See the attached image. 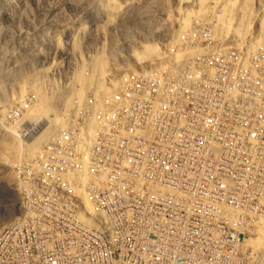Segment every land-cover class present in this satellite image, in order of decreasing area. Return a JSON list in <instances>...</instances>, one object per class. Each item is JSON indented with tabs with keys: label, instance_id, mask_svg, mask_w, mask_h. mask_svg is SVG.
I'll return each mask as SVG.
<instances>
[{
	"label": "built area",
	"instance_id": "2783aa9c",
	"mask_svg": "<svg viewBox=\"0 0 264 264\" xmlns=\"http://www.w3.org/2000/svg\"><path fill=\"white\" fill-rule=\"evenodd\" d=\"M199 21L190 27L201 38L193 42L199 55L182 66L139 71L122 89L125 99L107 108L96 109L89 92L91 114L82 106L68 112L39 153L9 166L24 197L0 224V264H233L235 251L245 252L242 264H264V192L253 194L264 184V50L249 47V39L215 40ZM96 119L105 128L86 161L77 145ZM32 123L18 134L29 138L43 124ZM79 123L88 132L74 131ZM110 138L123 140L124 152L107 153ZM48 152H60L57 168H49ZM78 160H85L84 189L122 224L115 231L121 250L107 247V231L99 245L97 230L106 229H90L87 214L79 220L67 209L68 195L48 199L49 191L71 186ZM28 165L43 166L45 177L19 175ZM23 206H31L28 222H18ZM64 211L74 220L63 219ZM82 235L95 236V244L80 243ZM26 241L35 242L34 255H23Z\"/></svg>",
	"mask_w": 264,
	"mask_h": 264
},
{
	"label": "rangeland",
	"instance_id": "374dc122",
	"mask_svg": "<svg viewBox=\"0 0 264 264\" xmlns=\"http://www.w3.org/2000/svg\"><path fill=\"white\" fill-rule=\"evenodd\" d=\"M9 1L7 5L0 3V122L3 125L0 124L3 127L0 126V140L3 137L6 140V144L4 141H0V148L7 145L8 148H11L9 147L11 137L7 135L1 137L5 132L4 127H11L13 130L15 127L12 126L23 128L25 124L27 127V122H33L35 118L45 116L42 113H40L41 115L35 113L31 118L26 117V106L29 108L36 100L33 97L34 91L30 88L32 85H36L38 87L36 90L39 92L48 91L45 92L48 96L53 92L54 94L51 95L58 97L60 94L62 97L66 93L68 85L76 83L74 73L78 72L82 68L81 66L91 63L97 57L101 56L103 62L109 66H113L111 63H115L116 67L120 68L126 60L128 61L132 57L133 53L141 54L145 46H155L161 51L158 52L166 51L173 56L176 47L171 46V42L179 35L178 24L182 18L187 19V24L184 32L180 35L182 38L180 47L185 48L190 44L189 42L195 47L194 40L198 41L201 38L190 27L194 20L199 18L198 13L202 11L206 2L201 0H114L115 8L107 15L102 11V6L97 0ZM215 1L214 9L210 6V10L213 12L209 19L203 20L208 23V33L211 37L214 33L212 22H214L215 15L219 14L226 19L231 18V21L237 19L240 23L242 16L238 9L245 4L252 10L249 9L253 18L247 27L248 31L245 30L242 34L243 37L237 42L249 39L247 44L264 46V27H261L259 23L260 17H264V0ZM212 4H214L213 1L209 3V5ZM7 29L20 30L22 33L20 36H13L8 34ZM192 29L194 28L192 27ZM227 38L233 41L230 34L225 39ZM166 52L165 54H167ZM172 62L170 61L169 64ZM120 74L118 75L121 76L119 79H122L123 74ZM108 79L110 76L106 75L105 81L108 82ZM23 82H25V91L22 92L24 95L18 94L20 83L23 84ZM50 89L51 91H49ZM90 90H85L83 100L86 99V94ZM21 94L24 100L19 96ZM74 94L71 99L77 100V93ZM16 98L17 102H15ZM83 100L81 104L79 103V109L81 106L83 107L82 111L85 108ZM10 101L13 103L12 105H9ZM2 109H5V114ZM49 114L57 113L50 111ZM39 120L41 119L38 118ZM41 129L43 127H40L36 134ZM36 134L32 135L36 136ZM27 138L25 137V140L19 138V140L28 143L31 138ZM1 150L4 151V147ZM13 151L9 149L5 153L10 159L8 161L10 164L19 161ZM1 159L0 153V205H3L0 210L4 209V215L0 216V224H3L4 221L11 219L14 214L13 208L18 200L15 193L17 188L11 184L13 174L10 165ZM5 178L9 182H6Z\"/></svg>",
	"mask_w": 264,
	"mask_h": 264
},
{
	"label": "bare ground",
	"instance_id": "6f19581e",
	"mask_svg": "<svg viewBox=\"0 0 264 264\" xmlns=\"http://www.w3.org/2000/svg\"><path fill=\"white\" fill-rule=\"evenodd\" d=\"M8 1L6 2L5 0H0V3L1 5H7ZM201 1H206V2L203 5L202 11L198 13L199 18H196L194 22L199 20L202 21L208 20L210 14L213 12L212 10H210V6H212L213 8L216 5L215 0H201ZM211 1H213L214 4L209 5ZM97 2L100 3L103 9L102 11H104L107 15H109L112 12V10L115 8L116 5L114 0H97ZM249 9L250 8H248L247 5L245 4H243V6H241L238 9V11H241V16H242V21L240 23L238 22L237 19L231 21L230 20L231 18L226 19L225 17H222L219 14L215 15L213 17L214 22H212L213 25L212 31L214 32L212 34V37L213 36L216 37L215 39L218 41H223L226 38V36L230 34L234 42L240 40L243 37L242 34L245 32V30L248 31L249 28L247 27L249 26L250 21L253 18ZM4 10H6V8ZM256 21L258 22V20ZM259 23L261 27H264V17H260ZM186 24H187L186 18H182L178 24L179 35L171 42L172 43L171 46L176 47L173 56H171V54L167 53L166 51L165 52L167 54H165V52L163 51L162 53H160L161 51L158 50L157 47L155 46L153 47L145 46L141 54L133 53L132 57L130 59L128 58L129 59L128 61L127 60L125 61L124 59L125 62L123 66H121L120 68H117L116 67L117 65L115 63H111V65L113 66H109V64H105L103 62L101 56L97 57L93 59L91 63L89 64L86 63L83 66H81L82 68H80L78 72L76 71L74 73L76 75L74 76V80L76 83L74 85L72 84L68 85L66 93L62 97H60V94L58 93H57L59 95L58 97H56L55 95H51L54 94L53 92H51L50 96H48L45 93L48 91L39 92L37 91L38 87L36 85H32L30 87L34 91V96L33 95L32 96L35 97L36 100L35 102L33 101L34 103L31 104L29 108H27L26 106L25 113H26V117L28 118L33 117L32 115L33 114L35 115V113H39L36 115H41L40 113L44 114L45 116L42 115L41 118H39L41 119L40 123H43L42 126L40 127H43V129H41V131L38 134H36V132L40 130V128L32 132L29 136V138H31L30 142L23 143L24 141L20 142L19 138L25 139V136L21 137L18 134L17 132L18 127L12 126L13 128L15 127V130H13L10 126H9L10 128L4 127L5 132H3V135H1V137H3L4 135L11 137L9 140L10 141L9 147L11 148H8L7 147L8 145L2 146L1 148L3 149L4 147L5 152L2 151L0 148L2 159L7 163H9L8 161H10V159L8 155H6L5 153L7 150L11 149L14 150L13 153H15L14 156L17 159L20 160L21 158H23V160L25 161L31 160L37 153H39L42 146L51 138V136L54 135L64 125L65 115L70 110L76 111L77 109H79V103L81 104L83 97L85 98L86 89H91L90 96L94 105L96 106V109L107 108L108 105L112 104L118 99H125L124 97L125 91H122V89L130 82V80L138 73L139 70L143 71L144 69H148L151 67H155L157 70H163L165 69V67H167L170 61L173 62L169 64L167 68H169L170 66H182L190 58L199 55L202 52V48L197 45L193 47L194 45L189 44L185 46V48L180 47L182 45V38L180 37V35L182 32H184V28ZM233 26L235 27L233 28ZM7 31L8 34L10 33V35L13 36L14 35L20 36L22 33V31L20 30L11 31L7 29ZM249 44L250 43H248L249 47H254L255 45V44L252 45ZM171 46L170 49L172 48ZM258 46L262 47L264 50V46L260 44H258ZM105 68L107 69V71ZM119 73L123 74L122 79H119L121 77L118 76ZM106 75L110 76L108 82L105 81ZM25 82H23V84L20 83V86L17 84V86H19V90L17 89L19 91L18 94L25 91L24 90ZM49 91H51V89ZM74 93H77L78 96L77 100L71 99ZM22 94L19 95L21 96V98L23 97ZM19 96L18 99L20 102ZM12 101L13 103L17 102V98L15 102L14 100ZM85 101L86 99L83 100V103H85ZM4 103H8V102H4ZM13 103L11 102L9 105H12ZM22 104L23 103L21 102V105ZM84 107L85 108L83 109L82 114L92 113L91 105H85ZM2 110H4L3 113L5 114V109ZM50 111H53L57 114L54 115L49 114ZM119 112H127V104H120ZM48 114L49 116L50 115L51 116L49 117ZM45 118L46 120L44 121ZM34 120L38 121V119H34ZM30 122L31 124H33L32 121ZM14 125L16 124L14 123ZM104 128H105V121L103 119H96L95 121H91L89 133H86V140L83 141L82 144L77 145V153L85 152L86 161H93L94 157L96 156V149H91V148L92 146L98 144V134H100ZM74 131L88 132V124L86 123L74 124ZM33 133L36 134V136L32 135ZM0 141L5 142L6 140H4L3 137L2 140ZM114 149L116 152H124V141L118 138L107 139L106 152L114 153ZM47 160L49 163V168H57V161L55 160H60V152H48ZM85 160H78V165H75V174L73 180L71 181V186L63 185L62 192L49 191L48 199L66 200V195H68L72 200L67 201V209L74 210L75 216L79 220H86V214H87V216L90 217L89 219L90 229H99V224L106 229V230H97V238H99V245H106L105 237L107 231L108 232L107 247H114V250H121V232H115V231H122V224L115 223L112 215L105 210H101L100 203L91 199V189H84ZM9 165L11 164L9 163ZM19 175H22L24 177H31V176L45 177V168L41 165L20 166ZM11 179H12L11 184L15 188H17V191L15 192L17 194V200L18 202H21L24 197V189H21L19 184H14V178ZM7 181L8 179L6 180V182ZM182 184H189V177H182ZM261 192H264V184H258L257 186L253 187V194H260ZM1 206L3 205H0V207ZM3 210H0V216L4 215ZM13 216L14 214L12 215V217ZM30 218H31V206H23V210H21L20 213L18 214V222H28ZM63 219L74 220V212L64 211ZM172 242H179V234H172ZM80 243L95 244V236L82 235L80 236ZM34 249H35V242L26 241L23 244V255H34ZM254 258H255V251H248L247 259H254ZM242 259H245V252L235 251L233 257V264H242ZM113 264H122V260H113Z\"/></svg>",
	"mask_w": 264,
	"mask_h": 264
}]
</instances>
